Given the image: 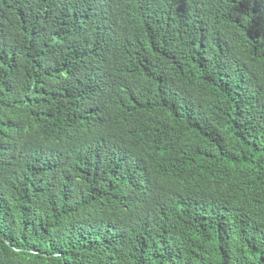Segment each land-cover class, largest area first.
<instances>
[{
  "label": "trees",
  "instance_id": "trees-1",
  "mask_svg": "<svg viewBox=\"0 0 264 264\" xmlns=\"http://www.w3.org/2000/svg\"><path fill=\"white\" fill-rule=\"evenodd\" d=\"M203 0H0V264H264V14Z\"/></svg>",
  "mask_w": 264,
  "mask_h": 264
},
{
  "label": "clouds",
  "instance_id": "clouds-1",
  "mask_svg": "<svg viewBox=\"0 0 264 264\" xmlns=\"http://www.w3.org/2000/svg\"><path fill=\"white\" fill-rule=\"evenodd\" d=\"M213 6L250 18L264 14V0H203L198 5V14H204Z\"/></svg>",
  "mask_w": 264,
  "mask_h": 264
}]
</instances>
